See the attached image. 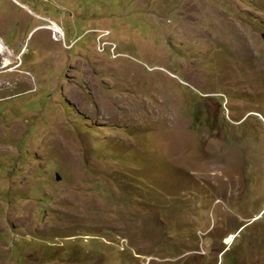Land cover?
Here are the masks:
<instances>
[{
	"label": "rangeland",
	"instance_id": "374dc122",
	"mask_svg": "<svg viewBox=\"0 0 264 264\" xmlns=\"http://www.w3.org/2000/svg\"><path fill=\"white\" fill-rule=\"evenodd\" d=\"M18 1L0 264H264V0Z\"/></svg>",
	"mask_w": 264,
	"mask_h": 264
},
{
	"label": "crops",
	"instance_id": "0c3cea01",
	"mask_svg": "<svg viewBox=\"0 0 264 264\" xmlns=\"http://www.w3.org/2000/svg\"><path fill=\"white\" fill-rule=\"evenodd\" d=\"M15 3H16L17 5H20V6H22V7L24 8L23 11H22L23 13H27L28 15L30 14V15H32V16H37L38 18L44 19L43 16L37 15V14L34 13L29 7H27L26 5L20 3L18 0H15ZM1 14H2V12L0 11V15H1ZM7 14H8V13H7ZM6 16H8V15H4L3 18L0 17V22H2V21L9 22V19H6V18H7ZM21 17H22V14L16 16L15 19L19 22L20 25H23L24 23H22V19H21ZM20 20H21V22H20ZM40 26H41V27H44V26H42V25H40ZM36 28H39V26L34 27L33 29L35 30ZM44 28H45V27H44ZM34 30H33V31H34ZM30 32H31V31H30ZM0 34H2L1 31H0ZM5 57H7V56H5Z\"/></svg>",
	"mask_w": 264,
	"mask_h": 264
},
{
	"label": "bare ground",
	"instance_id": "6f19581e",
	"mask_svg": "<svg viewBox=\"0 0 264 264\" xmlns=\"http://www.w3.org/2000/svg\"><path fill=\"white\" fill-rule=\"evenodd\" d=\"M47 27H52L51 30H54L55 33H57V34H60V35L62 34L61 28L58 25H52V26H47ZM6 49H7L6 46L2 43V41L0 39V54H3L6 51ZM230 240H231V237L228 239V242Z\"/></svg>",
	"mask_w": 264,
	"mask_h": 264
},
{
	"label": "clouds",
	"instance_id": "9594fccd",
	"mask_svg": "<svg viewBox=\"0 0 264 264\" xmlns=\"http://www.w3.org/2000/svg\"><path fill=\"white\" fill-rule=\"evenodd\" d=\"M51 24H52V25H57V24H55L54 22H51L50 25H51ZM59 27H60V26H59ZM60 28H61V27H60ZM61 31H62V29H61ZM62 32H63V31H62ZM0 39H1V38H0Z\"/></svg>",
	"mask_w": 264,
	"mask_h": 264
},
{
	"label": "water",
	"instance_id": "95a60500",
	"mask_svg": "<svg viewBox=\"0 0 264 264\" xmlns=\"http://www.w3.org/2000/svg\"><path fill=\"white\" fill-rule=\"evenodd\" d=\"M58 179H60V176H58Z\"/></svg>",
	"mask_w": 264,
	"mask_h": 264
}]
</instances>
